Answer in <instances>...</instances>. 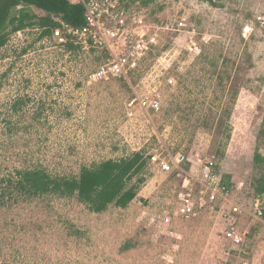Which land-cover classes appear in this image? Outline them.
Segmentation results:
<instances>
[{"label":"rangeland","instance_id":"obj_1","mask_svg":"<svg viewBox=\"0 0 264 264\" xmlns=\"http://www.w3.org/2000/svg\"><path fill=\"white\" fill-rule=\"evenodd\" d=\"M220 2L147 0L146 41L155 45L138 69L107 80L91 77L98 52L38 39L36 27L8 35L0 48V178L35 167L78 175L139 150L148 159L145 181L123 208L96 213L75 197L6 193L0 264H264V226L244 214L238 227L250 233L240 247L224 239L220 212L159 222L179 178L151 156L214 155L246 208L251 198L240 193L256 171L255 147L264 157V0ZM152 98L157 111L144 104Z\"/></svg>","mask_w":264,"mask_h":264},{"label":"built area","instance_id":"obj_2","mask_svg":"<svg viewBox=\"0 0 264 264\" xmlns=\"http://www.w3.org/2000/svg\"><path fill=\"white\" fill-rule=\"evenodd\" d=\"M69 1L83 7L84 24L75 27L53 16L59 25L50 30V37L63 46L72 43L82 51L98 52L102 62L91 73L93 79L107 80L123 73L125 68L138 69L141 60L152 51L151 46L155 44L153 38L146 41L149 14L143 0ZM144 104L152 111L160 108L158 98L145 99ZM167 154L168 158L151 156L162 172L174 173L179 178L166 203L165 213L160 216L161 224L193 218L206 210L220 212L225 225L222 235L235 247L242 246L250 233L238 227L240 215L244 214L264 226L261 196L253 200L250 209L239 203L232 194L231 185L224 182L214 155L196 156L195 161L179 152ZM194 165L198 166L197 172Z\"/></svg>","mask_w":264,"mask_h":264},{"label":"trees","instance_id":"obj_3","mask_svg":"<svg viewBox=\"0 0 264 264\" xmlns=\"http://www.w3.org/2000/svg\"><path fill=\"white\" fill-rule=\"evenodd\" d=\"M205 1L212 6H221L220 0ZM28 6H34L45 14L38 16L30 11ZM83 11L81 5L72 4L69 0H0V48L10 33L27 27L40 30L38 39L50 36V30L59 25L58 21L52 19L53 16L72 26L80 27L84 24ZM64 47L69 51L77 50V46L72 43H67ZM225 113L228 115L229 112L226 110ZM262 124L264 125V113ZM260 132L264 134V129ZM224 138H229L226 128ZM223 153L221 149L217 150L218 157L224 156ZM147 159L144 151L139 150L125 158H109L92 166H82L78 175L72 176L53 175L42 167L15 169L12 175L0 178V200H4L6 193L18 194L24 198L52 193L75 197L96 213L106 210L109 205L123 208L137 195L140 185L145 181L141 174L147 166ZM263 162L264 157L255 147L252 163L256 171L249 185L240 193L241 197L251 198L247 204L248 209L256 197L264 194ZM229 179V175H223V180L228 185ZM2 184L4 185L1 188ZM238 199L243 205L241 201L244 198ZM262 217L264 218V212ZM254 225L255 228L262 226L260 222ZM255 228H252V232Z\"/></svg>","mask_w":264,"mask_h":264}]
</instances>
